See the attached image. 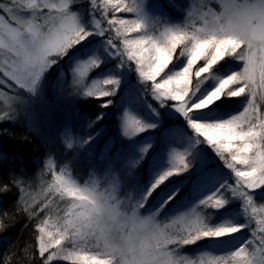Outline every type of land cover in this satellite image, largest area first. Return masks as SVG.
Masks as SVG:
<instances>
[{
	"label": "snow or ice",
	"instance_id": "snow-or-ice-1",
	"mask_svg": "<svg viewBox=\"0 0 264 264\" xmlns=\"http://www.w3.org/2000/svg\"><path fill=\"white\" fill-rule=\"evenodd\" d=\"M218 3L216 10L206 0H199L184 22L170 23L144 15L140 0L130 3L91 0V9L99 12L108 25L107 29L103 28L101 20L93 15L89 23L95 30L85 28L78 13L70 9L76 0L59 3L44 0L41 4L37 0L27 3L11 0L9 5L0 4V10L12 21L27 25L23 31L7 26L6 39H0V48L15 54V59L4 65V77L35 94L42 74L58 58L92 31L103 37L114 28L120 45L109 36L105 50L111 48V53L121 58L122 65L124 57L134 62L140 80L150 82L153 99L161 106L171 102L193 130L196 142H205L235 178L234 185L225 180L187 211L172 216L168 223H161L157 214L167 200L147 216L140 209L169 177L191 167L187 150L172 154L170 167L154 179L142 198L127 205L111 193L100 192L95 182L91 187L81 188L63 174L53 172L55 182L50 189L61 198H69V206L56 224L50 225L48 219L37 224L36 243L43 264L55 260L71 261V264H264V204L257 208L250 194L251 190L264 187V105L258 107L255 103L257 96L264 101V0H218ZM25 9L31 10V19L21 18L27 15ZM109 11L113 13L111 18H107ZM121 12L135 13V18L126 20L115 15ZM5 19L0 15V25ZM196 21L201 26L197 27ZM230 60L241 63L236 69L226 68ZM100 62L98 56L92 55L78 61L72 69L75 83L83 88L85 97L111 96L115 88L106 90L105 86L119 84V79L113 76L93 80L91 85L84 82ZM224 97L245 98L242 111L223 117L213 114L211 109ZM110 103L107 100L101 107ZM8 118L9 113L0 116V120ZM152 127L155 125L143 122L127 110L121 117L123 135L127 137ZM72 146L69 142L68 147ZM149 147L140 151L147 152ZM231 198L241 201L248 221L262 215L256 221L259 235L253 230L254 240H246L222 255L207 250L192 256L182 255L180 249L186 245L250 227V223L214 227L208 223L204 209L222 208ZM53 227L56 231L50 230ZM92 239L97 241L94 246L89 243ZM254 242L256 246L252 247Z\"/></svg>",
	"mask_w": 264,
	"mask_h": 264
},
{
	"label": "trees",
	"instance_id": "trees-1",
	"mask_svg": "<svg viewBox=\"0 0 264 264\" xmlns=\"http://www.w3.org/2000/svg\"><path fill=\"white\" fill-rule=\"evenodd\" d=\"M90 4L91 0H76V4L70 7L78 13L85 28L95 30L89 21L91 16L96 15L101 20V26L107 29V20L99 12L95 13ZM188 4V0H149L148 8L158 10V17L170 23H182ZM112 15L109 11L107 18ZM109 36L120 45V39L115 38L114 28L110 33L106 31L103 37L92 31L91 35L69 49L43 73L35 94L16 92L14 100L0 107V116L9 113L8 119L0 120V264H43L36 243L39 234L37 224L44 219H48L50 225L56 224L57 218L63 216L69 206V198H61L50 189L55 182L52 173L59 175L62 166L68 167L70 176L77 182L90 178L91 174L100 192L111 193L127 205L144 196L154 179L170 167L171 155L182 153V138L190 136L194 141L187 157L191 167L169 177L148 196L140 209V213L147 216L167 200L168 203L157 214V220L161 223H168L172 216L187 211L191 207V200L209 195L213 179L215 188L225 180L235 184L234 174L224 167L213 150L205 142H196V136L185 118L180 115L173 117L166 112V107L172 103L166 102L161 106L153 99L150 82L146 84L140 80L134 62H128L124 57L125 63L122 65L121 58L114 54L107 58L106 46L98 43L106 42ZM108 49L112 52L111 48ZM92 55L98 56L101 62L99 67L87 74L86 79L117 77L118 86H105L106 90L115 88L113 95L96 99L95 96H83L79 87H70L68 83L58 85L56 75L61 68L67 69L70 62ZM120 65L127 71L128 81L134 87L122 81L123 76L118 71ZM239 65V61L230 60L226 68L236 69ZM244 99L224 97L216 102L211 112L223 117L242 111ZM107 100L111 103L101 107ZM18 101L22 105L19 106ZM126 101L128 106H125ZM255 103L258 107L264 105L259 96L255 98ZM26 108L34 113L41 125L43 122L52 123L48 132L30 128L24 122L21 117L27 115ZM127 108L143 122L155 127L132 137L123 135L121 117ZM98 116L100 119H97ZM67 125L71 126L68 132L80 142L71 148L63 144L59 134V126ZM174 129H178V132H173ZM168 134L172 136L166 144L163 138ZM148 145L147 152L142 153L140 149ZM129 159H134V162H129ZM107 160L112 165L105 170L102 162ZM201 176L203 179L200 180ZM225 194L230 196V193ZM250 194L257 208L264 204V187L251 190ZM170 196L171 200L168 199ZM204 215L209 217L208 223L213 227L245 223H250V227L231 235L205 238L186 245L180 249L182 255L192 256L205 250L222 255L246 240H254L253 230L259 235L256 221L262 215L258 214L248 221L237 198L229 199L222 208L204 209ZM50 230L56 231V228ZM89 242L93 243L94 239ZM255 246L254 242L252 247ZM51 264H71V261L55 260Z\"/></svg>",
	"mask_w": 264,
	"mask_h": 264
},
{
	"label": "rangeland",
	"instance_id": "rangeland-1",
	"mask_svg": "<svg viewBox=\"0 0 264 264\" xmlns=\"http://www.w3.org/2000/svg\"><path fill=\"white\" fill-rule=\"evenodd\" d=\"M148 1L149 0H140V10H141V12L144 15L148 16V17H152V18L158 17V15H159L158 10H154V9H151V8H150L151 9L150 10L148 8ZM43 2H44V0H37V3L38 4H41ZM49 2L59 3L60 0H49ZM198 2H199V0H188V3L189 4L187 5V8H186V16L188 15L189 10L193 8L194 4H196ZM206 2L209 3V6L210 7H213L216 10H219L218 0H206ZM10 3H11V0H0V4L9 5ZM24 3H27V0H24ZM70 9L73 11V9L71 7H70ZM24 11L27 13V15L22 16L21 18L22 19H31L32 18L31 17V10L25 9ZM44 11L46 12L47 9H44ZM124 13H122V12L121 13H115V15L117 17L121 18V19H126V20L127 19H133V18H135L134 17L135 16V13H126V12H124ZM0 15H4L6 17V19L4 21V24L3 25H0V39H6V35H7V32H8V27L7 26H9V25L11 27L18 28L21 31H23L24 28L27 27L26 24L23 25V26H21L19 24H16L14 21H12L11 17L7 13H4L2 10H0ZM196 26L197 27L201 26V23L199 21H196ZM102 43H103L104 46H106L105 41L99 42L98 44H102ZM106 55L108 56L107 58H110V57L114 56L111 53V50H109V49L106 52ZM13 59H15V54L13 52H9L5 48H0V107H4V105H6L9 101H11L12 99L14 100V93H16V92L21 91L24 94L29 93L27 91V89H21L19 87V85H17L10 78L3 76L4 65L6 64V62L7 63H11V61ZM78 61H81V60H76V61L70 62L67 65V67H66L67 69L61 68L58 71V74L56 75V82L58 83V85H62V84L68 83L70 87H79L80 88V91L83 92V88L75 83V76L73 75V72H72L73 67L77 64ZM118 71L123 76L122 81H124L129 86H131V87L133 86L134 87V84L131 83L130 81H128L129 80V76H127L128 73H127V71L121 65H120ZM86 78H88L87 75L84 78V82L86 84H88V85H91V83H92L93 80H100L98 78H94V79L93 78H91V79L89 78V80H87ZM37 87H38V84L36 85L35 90L37 89ZM29 94H32V93H29ZM18 104L20 106V104L22 105V102L21 101H18ZM125 106H128L127 101L125 102ZM21 107H23V106H21ZM125 110L129 111V109L127 108V109H124L123 110V113L125 112ZM166 112L168 114L172 115L173 117H175L177 115L182 116L179 112H177L175 110L174 107H172V104H170L169 106L166 107ZM130 113H132V112H130ZM25 114H27V115H24V117H21V118L24 120L25 123H27L29 125L30 128H37V129L41 130L42 132L43 131L48 132L49 128H51V126H52V123L49 124V123H46V122H43V125H41V123H40L41 121L38 120L37 117L33 115L34 113H31L28 108H26V113ZM42 121H43V119H42ZM69 124H71V123H69ZM71 125L73 126V124H71ZM42 129H44V130H42ZM54 129H57V128L55 127ZM70 129H71V126L70 125H67V127L66 126H61V127L59 126V130H61L59 134H60L61 139L63 140V144H65L66 147H68V143L69 142H72L73 145L74 144H80V142L77 140V138H74V136H72L69 133L70 132L69 131ZM172 131L173 132L174 131L175 132H178V129H174ZM171 136H172L171 134L165 135V137L163 138V142L166 143V144H168L169 143L168 141H170ZM182 140H183V150H182V153L185 150H187V152H189L191 150V148L194 146L193 139L190 136H184V138H182ZM127 150H129V148H127ZM129 151L131 152L132 150H129ZM138 152L139 151L137 150V153ZM129 162L133 163L134 162V159H129ZM102 163H103V166H104V169L105 170L109 166L112 165V162L110 160L103 161ZM58 174L59 175L63 174L65 176V178H69V179L75 181L70 176L69 169H68L67 166H62L59 169ZM91 176L92 175L90 174V178H86L82 182L75 181V183L77 185H79L81 188L91 187L93 185V182H95L94 179H93V177H91ZM199 179L200 180L203 179L202 176ZM211 184L212 185H210V187H209L210 193L216 190V188L214 187V185H215V179H213L211 181ZM199 200H201V199L191 200L189 202V205L192 206L194 204H197ZM89 243H90L91 246H94L97 243V241L94 239V242L93 243H91V242H89Z\"/></svg>",
	"mask_w": 264,
	"mask_h": 264
}]
</instances>
